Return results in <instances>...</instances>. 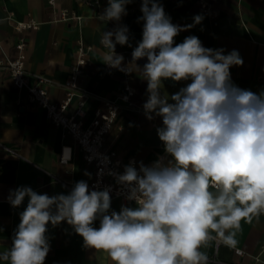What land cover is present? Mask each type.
Instances as JSON below:
<instances>
[{
    "label": "clouds",
    "instance_id": "1",
    "mask_svg": "<svg viewBox=\"0 0 264 264\" xmlns=\"http://www.w3.org/2000/svg\"><path fill=\"white\" fill-rule=\"evenodd\" d=\"M134 2L107 0L97 14L105 26L115 24L102 31L103 60L125 74L132 72L130 65L142 73V108L146 119L161 121L156 134L162 153L150 165L133 160L122 173L108 172L125 201L118 211L111 185L90 188L80 180L53 195L30 186L10 189L11 207L27 203L0 261L45 264L49 225L67 223L85 248L106 253L112 264H210L202 247L216 241L235 248L241 222L252 224L264 215V89L254 92L232 81L231 68L244 63L238 50L205 47L195 35L176 43L204 16L175 24L160 0H140L142 38L125 64L116 46H132L121 21ZM139 60L146 62L141 66ZM167 80L186 83L169 94ZM69 159L66 148L61 162Z\"/></svg>",
    "mask_w": 264,
    "mask_h": 264
},
{
    "label": "crops",
    "instance_id": "2",
    "mask_svg": "<svg viewBox=\"0 0 264 264\" xmlns=\"http://www.w3.org/2000/svg\"><path fill=\"white\" fill-rule=\"evenodd\" d=\"M172 22L178 25L192 24L197 14L203 21L189 31L181 32L176 43L183 42L189 35L197 36L203 46L238 50L244 63L231 68L232 81L241 88L259 92L264 89V0H217L214 5L216 18L202 12L198 0H160ZM107 6V0H56L51 5L48 0H0V36L2 44L0 59L6 60L15 52L18 36L27 40V71L29 82H34L36 74H45L52 80L48 85L51 98L61 103L66 96L64 82L70 76L71 66L77 56L79 41L91 45L89 62L80 84L102 97L114 98L123 92L124 77L121 71L110 69L104 64L106 49L100 43L103 30L115 27L114 22L106 26L97 19ZM67 8L82 16L80 21L58 20L59 11ZM128 15L121 23L129 28V46H116L128 64L131 53L142 38V23H137L140 0L127 6ZM21 21L35 20L37 29L17 33L6 18ZM146 60L137 61L143 65ZM133 83L137 89L133 98L134 106L124 108L107 137V144L124 158L135 157L139 162H151L161 153L163 146L156 134L159 119H146L142 105L147 99V83L142 73L130 65ZM186 82L175 85L164 82V90L175 93ZM98 101H88L89 114ZM63 129L53 125L47 118L45 109L29 101L26 89L19 90L10 75L0 66V251L11 244L14 229L19 224V213L25 204L13 208L7 197L10 189L30 186L38 193H67L80 180L89 182L93 176L82 152L74 149L73 159L61 163L59 155L64 141ZM11 150H14V154ZM85 173H90L86 175ZM123 202L112 199V208L119 210ZM96 226L99 224L97 222ZM50 251L45 264H112L106 253L84 247L83 239L67 223L52 227L49 225ZM237 245L229 248L222 243L211 241L202 251L209 258L224 263L210 264H264V215L252 224L241 222L237 232ZM244 250V255L236 253ZM0 264L6 262L0 261Z\"/></svg>",
    "mask_w": 264,
    "mask_h": 264
},
{
    "label": "built area",
    "instance_id": "3",
    "mask_svg": "<svg viewBox=\"0 0 264 264\" xmlns=\"http://www.w3.org/2000/svg\"><path fill=\"white\" fill-rule=\"evenodd\" d=\"M216 1L198 0V3L203 13L211 18H216L217 13L214 11ZM48 2L54 5L56 0H48ZM96 3H99V0H96ZM6 18L19 34L28 29H37L40 25L35 20H16L12 14H8ZM57 19L72 22L80 21L82 16L72 10L63 8L59 11ZM1 44L2 38L0 36V48ZM26 45V38L19 35L15 43L14 54H11L6 60L0 59V66L8 72L13 84L19 90H27L29 101L44 108L48 120L53 125L63 129L64 138H70V141L62 143L59 155L60 162L66 148L70 150L68 163L74 157V149L78 148L82 152L85 163L92 168L93 176L88 182L90 188L95 186L102 189L111 185L113 188L112 199H120L125 202L122 195H117L118 186L115 184L113 176L108 175V172L122 173L124 165L133 160L139 161L135 157L124 159L117 150L107 144V137L116 125L121 111L135 105L133 98L137 89L133 83L132 72L130 74L121 72L124 77V88L118 96L108 98L93 93L80 84V78L85 74L89 62L88 54L92 50L91 45L80 40L76 59L71 66L70 76L62 85L66 92L65 99L58 103L51 98L48 85L52 84V80L48 76L39 73L34 76L33 83L29 82ZM116 52L122 54L120 51ZM95 100L98 101V104L93 113L89 114L86 104L88 101ZM11 151L16 154L14 150ZM105 158H107V162H105ZM153 161L144 164L150 165ZM235 251L239 255H244L242 249H236ZM209 261L224 263L215 258H209Z\"/></svg>",
    "mask_w": 264,
    "mask_h": 264
},
{
    "label": "water",
    "instance_id": "4",
    "mask_svg": "<svg viewBox=\"0 0 264 264\" xmlns=\"http://www.w3.org/2000/svg\"><path fill=\"white\" fill-rule=\"evenodd\" d=\"M166 83H168V84H171V85H175L176 83L175 82H173V81H171V80H167V81H165Z\"/></svg>",
    "mask_w": 264,
    "mask_h": 264
}]
</instances>
